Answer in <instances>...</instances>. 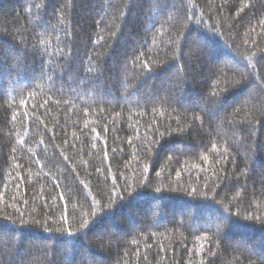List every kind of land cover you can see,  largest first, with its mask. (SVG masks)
Here are the masks:
<instances>
[{
    "label": "trees",
    "instance_id": "1",
    "mask_svg": "<svg viewBox=\"0 0 264 264\" xmlns=\"http://www.w3.org/2000/svg\"><path fill=\"white\" fill-rule=\"evenodd\" d=\"M0 264H264V0H0Z\"/></svg>",
    "mask_w": 264,
    "mask_h": 264
}]
</instances>
